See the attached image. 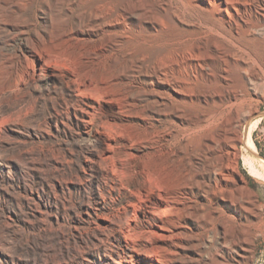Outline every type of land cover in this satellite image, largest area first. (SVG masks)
I'll return each mask as SVG.
<instances>
[{
	"label": "rangeland",
	"instance_id": "374dc122",
	"mask_svg": "<svg viewBox=\"0 0 264 264\" xmlns=\"http://www.w3.org/2000/svg\"><path fill=\"white\" fill-rule=\"evenodd\" d=\"M186 1L0 0V64L26 48L16 23L52 63L116 37L81 71L94 84L114 74L118 96L96 111L97 93L64 68L0 97V264H264V0L215 20L227 39ZM111 18L92 40L75 34ZM139 170L164 174L177 207L143 205ZM159 220L175 235L157 253Z\"/></svg>",
	"mask_w": 264,
	"mask_h": 264
},
{
	"label": "bare ground",
	"instance_id": "6f19581e",
	"mask_svg": "<svg viewBox=\"0 0 264 264\" xmlns=\"http://www.w3.org/2000/svg\"><path fill=\"white\" fill-rule=\"evenodd\" d=\"M187 2H188V0L186 1V3ZM200 4L203 6L202 11L203 12L205 11L206 13L211 15V18L209 21L210 24L208 25L209 32H214L218 36L223 37L224 39H227L226 34L222 33L219 30L220 28L217 26L215 20L220 21L221 17H222V21H225L226 24L227 23L230 24L231 23V14H233V11H235L238 8L237 7L238 6V0H194L193 2H190L188 5H189L190 9L191 8L194 9L195 7H199ZM107 8H109V7H107ZM108 10L109 9H103L102 11L99 10L100 11L99 16L100 15H102L103 17L108 16L109 15ZM244 10H245L246 15H247V16H245L247 27H246V30L244 32H249L251 29V28L250 29L248 28V24L250 22L249 21V19H250L249 18V13H250L249 7L245 6ZM213 13L214 14L216 13L218 15V17L215 18ZM261 13L264 16V9H262ZM106 21H105V25L104 24H101V26L99 25L100 26V28L98 30L99 33H97V31L94 32L93 31L94 29H92V30L88 29L87 31H82V30L76 31L75 34L79 37H84V38H88V39L92 40L93 37L96 36L97 34H100L101 32L103 34V31H106V29L112 30V28H114V27L116 28L118 23H121L120 21L118 22V20H116V18H114V19L111 18V19L106 20ZM11 22H12V20H11ZM9 24L11 25V23H9ZM15 28H16V32H17V35H16L17 39H21L25 34H28L27 44L25 43V47H26L25 49H23L24 46L22 47L23 50L20 49L18 51H14V52L12 51L13 54L7 56L8 58H6L0 64V97L2 95H4L6 92L12 91L18 84L22 83L24 80H26L28 78H33L37 74H40V72L42 70L52 71V70H56V69L58 70L59 69L61 72H63V69L65 68L66 72H68V74L71 75L75 79V81L77 80L79 82L78 86H79V89H81V91H83V90L86 91V89H88V90L92 89L94 92L97 93L94 96V101L98 107V110H96V111L100 110V111L104 112L107 108L110 109L111 111L116 110V108L118 106L117 105L118 96L115 93V90L113 88V85L115 84L114 82H116L115 81L116 76H114V74H110L108 76L104 75V78L102 77V79H99L98 83L96 82V84H94V82H92V80H91L92 78L90 79L89 76H87L89 73H87V75H86V74H84L83 71H81L83 69V66L85 65L84 63L86 61H87L86 63L89 62L88 60L93 61L97 54L102 55L106 52V50H108L109 47H112L113 43L116 42V37H111V38L110 37H104V38L97 39L99 41L96 44V46L90 48L89 50H86L83 54L75 56L74 55L75 53L74 54L70 53L69 56L68 55L64 56V57H66V58L63 57L64 59H62L59 56V58H61V60L59 62L52 63L51 55L49 54V52L47 50H45L43 48L42 43L44 41L41 43V39L38 35H36L34 33L32 34L33 31H31V33H30V31H28L29 30L28 27L23 25V24H20V23H16ZM95 30H97V29H95ZM49 32L50 31H48V33ZM60 34H62V33H60ZM16 36H15V38H16ZM40 36H41V34H40ZM112 36H114V34ZM42 37L45 38V40H46V39H50L51 36L48 34H44V35H42ZM98 37L99 36H97V38ZM42 40H44V39H42ZM24 42H26V40ZM77 57H78V63L79 64H77ZM97 57H99V56L97 55ZM72 63L74 64V66L72 65ZM71 66H73V67H71ZM84 69H88V68H84ZM174 92L177 94V93H179V90L174 89ZM104 103H107V108L105 107ZM248 128H250V127H248ZM248 134H249V131L247 133L246 138L242 140V143L244 144L243 146H245L249 149L251 143H249L247 141V138L249 137ZM247 148H246V150H247ZM131 152H133V151H131ZM228 152H230L232 155H234L233 156L234 158L237 156V153H238L237 150H235L233 148H229ZM136 154H138V152ZM239 157H241V156H239ZM139 173L141 175H143V177H144L143 182L141 183L142 184L141 189L144 192L150 191L149 192L150 196L147 195V196H145L146 198L144 197L145 199L142 198L140 200V201H142L143 205L145 204V206H147V203H151V202L155 201L158 204L159 208L161 207L164 210L166 208H174V206L177 207L178 204L176 202L175 196L178 194V192L176 189H171V188L168 189L167 178L164 174L154 173V175H153L151 172H149V174H148L144 170H141ZM168 180H169V178H168ZM222 181H223V179H221V182ZM168 196L170 198H167ZM140 201H139V203H140ZM164 210H163V213L165 212ZM161 220H159L160 222L158 224L153 225V228H152V236L154 238V245H153L152 249H154L153 250L154 252L157 251V253H158V251H160V252L169 251V250H167V248H168L169 243H170V238L175 235V234L173 235L172 229L170 227H168L169 225L166 226V225L162 224ZM176 233H178V232H176ZM172 238H174V237H172ZM125 239L126 240H124V241L126 243L127 249L129 250L130 257H132L133 255H136L138 253V249L136 248V246H133V243L130 244L129 243L130 241L128 242L127 236H125ZM140 243H141V241H140ZM173 243H174V241H173ZM172 252L174 253V251H172ZM172 252H169V253H172ZM164 254H166V253H164ZM152 255H155V254L153 253ZM170 255H173V254H170ZM158 256H150L151 258L149 259V262L147 264H166V262L164 261V259H166V258H162L163 256H159V257ZM130 261H128V263H131Z\"/></svg>",
	"mask_w": 264,
	"mask_h": 264
}]
</instances>
